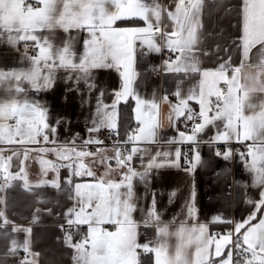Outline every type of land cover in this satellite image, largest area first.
<instances>
[{"label": "crops", "instance_id": "obj_1", "mask_svg": "<svg viewBox=\"0 0 264 264\" xmlns=\"http://www.w3.org/2000/svg\"><path fill=\"white\" fill-rule=\"evenodd\" d=\"M124 103L121 160L99 131ZM0 157V264H264V0H0Z\"/></svg>", "mask_w": 264, "mask_h": 264}, {"label": "built area", "instance_id": "obj_2", "mask_svg": "<svg viewBox=\"0 0 264 264\" xmlns=\"http://www.w3.org/2000/svg\"><path fill=\"white\" fill-rule=\"evenodd\" d=\"M31 6L30 3H25L24 7L29 8ZM40 51L39 46L33 44H23L21 46V52L25 54L31 53H38ZM179 57V51L166 49L163 50L160 56V60L162 62H169L177 59ZM159 70L156 68L155 73L157 74ZM203 123V118L198 112H192L188 118L184 119L180 124V130L184 132H188L190 137L188 140L182 143V163L185 168H190L193 166L195 162V153H194V146L200 143V137L198 133V127ZM100 139L102 140L104 145H111L114 146L117 150L118 157L121 160H124L130 153V143L128 140L120 139L117 132H113L109 128H102L99 131ZM94 144L88 145L87 150L93 151L95 149ZM233 150L235 152L248 154L251 152V145L248 143H240V144H233ZM223 144H217V151L222 152ZM1 173V171H0ZM67 237L75 238L79 241H88L87 236L84 234L82 230L75 225H69L67 227ZM236 244V242H235ZM90 247L89 244L86 245ZM138 252L141 253L142 249H138ZM233 252L236 259H243L247 256V252L241 246L233 245Z\"/></svg>", "mask_w": 264, "mask_h": 264}, {"label": "snow or ice", "instance_id": "obj_3", "mask_svg": "<svg viewBox=\"0 0 264 264\" xmlns=\"http://www.w3.org/2000/svg\"><path fill=\"white\" fill-rule=\"evenodd\" d=\"M240 4H241V6H243L244 0H240ZM178 47H183V45H178ZM217 49H218V46H217ZM39 110H40L41 116L43 117L44 124H47V127H44L43 124H37L36 125V135H37L36 143H39L41 140L44 143H55V141L50 139L53 136V132H54V128H53L52 124L49 122L50 121V110H49L48 106L46 104H44L43 102H40ZM57 123L61 124V123H63V121L62 120H58ZM41 129H43V134L42 135L40 134L41 133ZM0 159H5V157H0ZM5 167H7V173L8 174H10L12 177H17L18 178L19 170H20L19 166H17L18 170L15 173L9 171V169L11 168L10 165L6 166V165H3V164H0V171H4ZM3 179L5 181H8L9 180V175H5L3 177ZM70 180H71L70 176L69 177H65V181L66 182H70ZM12 186H13V184L11 182H9L7 185H5L3 183H0V193L6 192V190L8 188L12 187ZM173 191H176V190H173Z\"/></svg>", "mask_w": 264, "mask_h": 264}, {"label": "trees", "instance_id": "obj_4", "mask_svg": "<svg viewBox=\"0 0 264 264\" xmlns=\"http://www.w3.org/2000/svg\"><path fill=\"white\" fill-rule=\"evenodd\" d=\"M134 125L131 103L121 104L118 127V135L120 139H124L126 134L133 128ZM142 264H152V261L150 258H144L142 260Z\"/></svg>", "mask_w": 264, "mask_h": 264}]
</instances>
